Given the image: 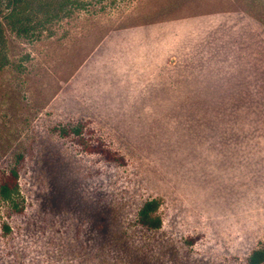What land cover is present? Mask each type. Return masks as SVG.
<instances>
[{
  "label": "rangeland",
  "instance_id": "rangeland-1",
  "mask_svg": "<svg viewBox=\"0 0 264 264\" xmlns=\"http://www.w3.org/2000/svg\"><path fill=\"white\" fill-rule=\"evenodd\" d=\"M7 4L0 174L19 166L24 210L0 199V264H247L264 243V0H23L17 23ZM76 125L122 161L60 133ZM152 199L156 229L138 222Z\"/></svg>",
  "mask_w": 264,
  "mask_h": 264
},
{
  "label": "trees",
  "instance_id": "trees-1",
  "mask_svg": "<svg viewBox=\"0 0 264 264\" xmlns=\"http://www.w3.org/2000/svg\"><path fill=\"white\" fill-rule=\"evenodd\" d=\"M23 0H7V5L11 8L9 12V17L14 21V23L21 22L19 15L22 9ZM68 0H64L66 3ZM19 10V11H18ZM19 19V20H18ZM83 132L82 125H76L74 127H63L60 129V133L65 136H72L78 142H84V150L86 152H95L102 155L108 161H122V157L111 152L108 148L103 146L101 143L90 144L82 138L81 133ZM22 154H18L17 161L23 159ZM20 169L19 166L14 164L7 170H4L0 174V199L7 203L9 208L13 213H21L24 210L23 198L20 191ZM158 203L156 200H148L143 203L138 211V222L143 226L156 229L162 224L161 217L156 213ZM7 227V226H6ZM247 264H264V243L256 248H254L248 255Z\"/></svg>",
  "mask_w": 264,
  "mask_h": 264
}]
</instances>
